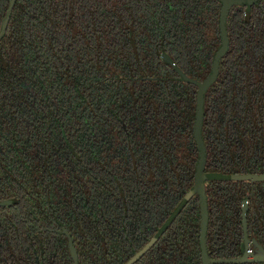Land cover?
Masks as SVG:
<instances>
[{"label": "trees", "instance_id": "trees-1", "mask_svg": "<svg viewBox=\"0 0 264 264\" xmlns=\"http://www.w3.org/2000/svg\"><path fill=\"white\" fill-rule=\"evenodd\" d=\"M9 1L0 0V30ZM180 3L174 29H166V34L157 31L167 36L166 56L184 71L190 69L193 54H203L198 58L206 77L211 69L208 49L217 52L221 43L217 6L214 0ZM98 4L113 6L120 27L113 14L95 24L92 11ZM136 4L140 8L136 6L135 16L141 19V2ZM75 6L81 14L75 13ZM83 12L95 27L80 26ZM127 15L126 0H18L0 41V202L13 203L0 207V264H74L62 234L65 226L81 256L80 264H124L149 239L140 241L138 226L127 228L120 221L114 223L116 235L110 236V247L99 243L95 154L80 151L79 140L72 136L80 117H91L96 133L101 111L108 132L117 134L113 108L127 123L134 102L146 101L150 111H161L162 103L168 115L150 116L149 125L166 128L172 159L185 156L191 166L198 161L192 138L193 87L170 80L172 67L158 56H151L147 66L163 69L165 78L137 82L129 76L137 60L132 32L124 34ZM207 17L210 27L201 28ZM198 21L197 27L192 25ZM228 29L230 50L207 104L206 173L228 175L226 165L232 163L234 150L239 154V145L249 163L262 162V167H255L264 173V3L243 18L232 14ZM181 113L182 132L177 130ZM178 172L183 171L167 169L164 222L175 210ZM246 186L207 182L212 209L207 246L213 259H233L234 252L240 253V212L235 220L229 211L240 203L244 188L264 198V184ZM194 210L191 219L187 215L175 219L138 264H202L198 204Z\"/></svg>", "mask_w": 264, "mask_h": 264}, {"label": "flooded vegetation", "instance_id": "flooded-vegetation-1", "mask_svg": "<svg viewBox=\"0 0 264 264\" xmlns=\"http://www.w3.org/2000/svg\"><path fill=\"white\" fill-rule=\"evenodd\" d=\"M136 1L138 0H126L128 15L126 21H124L126 28L124 34L128 35L132 32V38L135 41V47H136V48L134 47L135 49L133 50V55H134V59L137 60V64L135 66L136 69L133 70L130 69L131 71L129 70L127 73L129 74L130 77H133L137 82L140 81L143 82V80L156 82L159 79V77L165 78L166 72L161 68L156 69L154 67L147 66L148 64L147 61L151 56L155 58L159 57V59L165 60V57L167 55L166 52L167 42H168L166 39L167 36L163 37L157 30L162 29L163 32L166 34V29L168 28L174 29L173 27H175L174 26L175 21L173 19L177 18L176 11L177 10L181 11V3H180L181 0H139V3L141 2V6L143 8L142 10L143 15L141 19L135 16L134 11L136 9V6L140 8V5L136 4ZM10 2L11 0L9 1V5ZM262 3H264V0H258L251 6H244V5L233 6L229 11L227 28L229 22L231 21L232 14H237V13L242 14V18H243L247 12L257 11ZM16 4L11 14V18L14 13ZM214 4L217 6L215 10H218L220 16L222 5L218 0H214ZM93 7L95 8H93L92 12L94 15H96L95 19L93 20L95 24L99 23V19H104V20L109 19V14H113L112 17L116 18L117 27H120L119 15L113 10V6H106L104 8L102 5L98 4L97 6H93ZM90 8L92 9V5L90 6ZM6 13H5V17H6ZM75 13L81 14L82 11L78 10L77 7L75 6ZM85 16L86 15L83 12V17L80 19L79 22L80 26L95 27L94 22L93 21L88 22ZM11 18L8 24V28L11 22ZM208 18L209 17H207L206 21L201 22V28L210 27L211 22L210 20H208ZM90 19L92 18L90 17ZM58 21L60 24L63 25L61 19H59ZM199 23H200L199 21L194 23L192 22V25H195L197 27ZM8 28L6 30V33L8 31ZM218 28H219V21H218ZM153 33L154 36L152 37ZM228 34L230 40V45L228 49L229 52L231 46L229 29H228ZM211 43H213V41H209V45ZM208 50L211 51L210 66L212 69L213 58L216 52L214 48L213 49L210 48ZM227 54L222 58L220 62V70H221V64L224 61V59L227 57ZM199 56H203V54H198V55L193 54L191 56L192 63L190 65V69L186 68L185 69L186 71H184L179 64L177 66L174 62H172V64L169 63V65L172 67V71L174 72V74L172 73V75H169L168 77L171 78L170 80H175L177 83L180 84V86L189 85L193 87L192 91L195 93V103H197L198 87L191 83L183 81L178 70H180L183 74H185L186 77L189 79H193L198 82L205 81L206 78L210 75L211 69L209 75L205 77V70L202 68L204 64L199 60L198 58ZM138 57L140 60L138 59ZM176 59L180 61L183 60L182 56L181 57L177 56ZM142 60L144 62H142ZM164 62H166V60ZM219 76H220V71H219ZM219 76L215 83H217ZM215 83L210 86V88L208 89L205 95V105H204L205 116H204L203 129H202L204 141H205V136L208 135L206 129V123H205L207 104L209 101V94L212 93ZM134 106L135 108L134 107L131 108L127 113V115L129 116V120L127 123L123 122V120L120 118L121 115L116 111L115 108L112 109L113 114H115L114 116L115 119L112 120V124H114L115 129L118 130L117 134L108 132L107 124L105 123V121H103L104 113L103 112L101 113L100 111L96 133H95V128L93 127L92 124L91 117L85 115L84 118L80 117V122H76L77 127L75 129V133L72 134V136H74L79 140L78 148L80 151H85L88 154L90 152L95 154V163H96L95 178L98 179V185L96 187L98 190L95 195V203H96V213L98 215L97 234L99 238L98 240L99 243L101 244V246L110 247V241H111L110 236L116 235L115 229L113 230L114 223L116 225H119L120 221H123V223H126L127 228L133 225H137L138 234L136 236L140 239V241L141 238L148 239L149 237V239L147 241H144L143 246L134 253L135 255L137 252L142 250L150 242L151 239L154 238V236L159 232V230L164 225L163 222L165 221V213H166L165 202L167 196V169L171 171L173 170L176 171L178 169L185 172V173L178 172L177 174V182H178V187L176 189L177 199L174 209L176 210L180 206L182 208L175 219H177L178 217H182L184 215L189 216L191 219L192 216L195 214L194 212H197L195 210L193 211L194 206L197 204H198V212L200 214V203H199V197L197 195H194L190 199L186 200L187 195L195 185L197 162L194 164V166H191L189 159H187L185 156L182 158L179 157L178 160L176 158H174L176 160L172 159L171 157L174 155L168 152V149L171 148L172 143L167 142V140L169 139L166 137V133H167L166 128L161 127L159 125L157 129L155 125H149V122L152 120L150 116L157 118L158 116H160L159 114L168 115L162 103H160V108L162 106L161 111L160 109L157 108L151 109L150 111V109L148 108V103L146 101L134 102ZM195 115H196V110L192 123V138L195 142V147L197 150V145L193 133L195 118H196ZM163 118H165V116ZM178 128L177 130H180L181 132L183 131L182 113L179 118ZM149 129H152L154 133L150 132ZM105 130L108 133H106ZM171 152H173V150ZM197 155H198V150H197ZM232 155H233L232 163L226 165L227 172L230 171L229 174L226 175L229 177V179L225 181L232 183H241L242 186L248 185L252 189L255 188L256 186L259 187L263 186L264 181L253 182L252 179L240 180V181L232 180L233 176L264 175V173L257 170L258 167H255L258 165L262 167V162L261 161L257 162V160L252 159L253 161L256 162L249 163V159L246 154V151L242 146L239 145V154L238 152H236V150H234V154L232 153ZM207 163H208V149H207L206 166ZM252 166H254L255 168ZM205 173H206V168H205ZM207 182L205 186H206V196L208 202L209 223H210L212 209L209 203ZM248 186H246V188ZM243 191L244 193H242L241 196H238V198L240 199V203L236 205L234 211L232 209L229 211L231 219H233V217L234 219L237 218L238 212H240V218H241L240 220L241 239L239 240L237 246L238 250H240V253L237 254V252H234L235 253L234 256L236 257L233 259L240 258L243 255V245L245 241L243 215H244L245 203L247 207L246 229H247V237L248 240L250 241V250H252V253H255V251L258 249V246H260L264 250V198L262 199L257 194L256 196H254L255 194L254 191H247L245 188L243 189ZM115 200H119V201H117L118 208L114 212L113 207L116 204ZM11 206H13V203ZM195 209H197V207H195ZM208 229H209V225H208ZM64 230L68 231V233L72 237V234L70 233L69 229L66 226L65 229L62 230V234ZM164 233L160 236L158 241L151 247V249L155 247V245L163 237ZM112 248L117 250V248L115 247ZM77 253L79 256V264H80L81 256L78 250ZM134 255L124 264H127L134 257ZM141 259L138 260L135 264H138L141 261ZM259 263H264V262H259Z\"/></svg>", "mask_w": 264, "mask_h": 264}, {"label": "water", "instance_id": "water-1", "mask_svg": "<svg viewBox=\"0 0 264 264\" xmlns=\"http://www.w3.org/2000/svg\"><path fill=\"white\" fill-rule=\"evenodd\" d=\"M222 5L220 16H219V35H220V47L213 58L212 69L210 75L206 78L203 82H198L193 79H189L183 74L180 70H178L179 74L182 77V80L188 83H191L198 87L197 92V103H196V115H195V124H194V139L196 141L197 150H198V161L196 166V178H195V185L189 194L186 197L190 199L192 196L197 195L199 197L200 203V251H201V261L202 264H245V263H259L264 262V250L258 246V249L255 253H252L250 250V241L247 237V229H246V203L244 207V215H243V225H244V245H243V255L240 258L236 259H213L210 257L208 253V246H207V236H208V225H209V212H208V202L206 196V182L207 181H225L228 180L229 177L221 174H207L205 173L206 162H207V148L205 145V141L202 134L203 129V121L205 116V95L213 85L218 76L220 71V62L222 58L227 54L230 40L227 28V20L229 16V11L233 6H251L258 0H218ZM17 0H11L8 11L6 13V17L2 24V28L0 30V40L6 33L8 28V24L11 18V14L13 12L14 6ZM165 60L168 63L172 64V61L165 57ZM252 179L253 182L256 181H264V175H255V176H233L232 180L240 181V180H249ZM11 201H4L0 202V207H7L11 206ZM181 206L177 208L169 219L165 222L159 232L154 236L153 239L139 252H137L134 257L127 263V264H135L138 260H140L150 249L151 247L158 241L160 236L169 228V226L173 223L176 216L178 215L179 211L181 210ZM63 234L67 237L68 240V247L70 250L71 257L74 261V264H79V256L77 250L74 246L72 237L68 233V231L64 230ZM251 256V257H250Z\"/></svg>", "mask_w": 264, "mask_h": 264}]
</instances>
